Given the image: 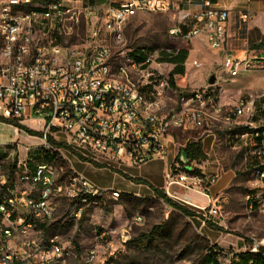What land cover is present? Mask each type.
<instances>
[{"label":"built area","instance_id":"built-area-1","mask_svg":"<svg viewBox=\"0 0 264 264\" xmlns=\"http://www.w3.org/2000/svg\"><path fill=\"white\" fill-rule=\"evenodd\" d=\"M67 1L0 0V119L20 121L34 114L43 121L45 139L63 131L64 143L75 152L127 167L166 157L175 130L195 128L209 133L216 125L230 130L241 126L247 129L244 136L251 131L254 138L261 139L251 154L264 158V130L252 120L259 103L264 111V90L224 104L219 100L221 86L216 83L188 90L174 88L169 62L158 51L139 49L143 57H133L125 49L114 52L111 42L124 41L133 17L169 11V0H108L106 8H85L86 18H99L80 44H69L64 38L66 22L81 13ZM203 5L186 30L174 26L169 33L191 40L205 32L210 48L220 50L230 10L216 7L213 0H203ZM251 17L249 12L239 14L242 24ZM252 52L241 56L227 52L224 73L264 72V49ZM193 64L201 66L198 61ZM172 91L176 105L169 108ZM61 148L48 144L51 152L63 155ZM176 172L174 178L167 176L171 179L164 187L168 194L198 208L203 224L219 217L218 198L206 194L209 187L202 192L209 198L205 207L193 203L188 195L170 193L172 184L186 186L190 178L187 172ZM65 173L63 167L41 161L32 171L18 173L13 181L0 165V264H67L70 251L61 240L54 236L43 241L36 232L38 225L55 216L57 199L65 197L73 203L67 220H77L88 203H98L108 195L120 197V190L98 186L73 166ZM253 176L254 192L247 196V208L264 212V163L255 167ZM217 179L218 175L208 177L211 183ZM142 220L141 215L134 218ZM98 238L104 243L88 247L77 264H117L113 240L105 232ZM100 248L105 256H100Z\"/></svg>","mask_w":264,"mask_h":264},{"label":"rangeland","instance_id":"rangeland-1","mask_svg":"<svg viewBox=\"0 0 264 264\" xmlns=\"http://www.w3.org/2000/svg\"><path fill=\"white\" fill-rule=\"evenodd\" d=\"M102 2L103 0H86L87 4ZM67 3L73 5L70 0ZM79 10L81 13L78 12L73 20L66 22L68 34L64 38L69 44L83 43L96 25L85 17L83 9L77 8ZM185 21L184 26L188 27L189 22L187 19ZM175 25L183 27L179 18L170 11L141 13L129 21L124 41L121 44L111 42L112 48L114 52L121 49L128 52L137 50L132 53L133 57H143L139 50L143 48L150 52L158 51L160 55L163 52L190 49L193 39L184 40L169 33ZM193 60L188 65L187 75L185 73L182 79L177 80L180 89H196L209 84L211 75L203 73L205 67L202 64L195 66ZM242 74L249 76L253 82H259V85L255 83L254 93L264 90L263 71ZM175 102L176 94L172 91L168 95V107H174ZM252 120L264 130V111L261 110L260 103ZM19 122L29 129L44 132L43 121L34 114ZM15 127L17 126L12 120L0 119V165L13 181L18 173L26 169L32 171L36 163L46 161L56 167H63L65 175L69 174L73 166L77 172L102 188L124 190H120L118 199L108 195L98 203H88L77 220H67L73 203L65 197L57 199L55 216L47 224L38 225L36 232L43 241L54 236L61 240L62 246L70 251L67 264H77L88 247L103 244L104 240L98 238L102 232L114 242L112 250L117 264H205V256L213 247L220 251L219 264H236V256L243 260L242 257L247 252L264 247V212L250 211L246 204L247 196L254 192L251 184L254 180L253 170L264 163V158L259 160L251 154L257 143L251 131L248 136L243 135L241 126L230 130L227 126L216 125L211 128V133L195 128L175 130L172 136L174 142L170 144L168 155L149 160L139 167L99 161L90 153L83 155L68 147L61 148L63 155L58 151L51 152L48 149L49 142L42 134L33 135L18 127L19 133L16 135ZM208 134L210 136L206 137ZM52 137L55 143H63L66 134L59 131ZM192 141L202 143L203 150L207 153L205 159L189 162L182 150ZM194 169L199 172L189 173ZM176 170L178 173L187 172L190 178L184 183L186 186L172 184L169 187L170 193L189 194L193 203L205 207L209 198L202 192L209 187L206 194L210 198H218L221 211L219 217H211L203 224L198 208L168 194L164 187L166 181L171 179L167 176L174 178ZM210 175H218L215 183L208 180ZM193 176L198 178L192 179ZM131 177H140L156 185L163 184L159 188L174 201L193 211L194 215L186 216L174 209L147 184L137 183ZM24 187L29 188L27 185ZM189 188L193 190L190 191ZM138 215L143 217L141 222L134 221ZM104 252L100 248V256H105Z\"/></svg>","mask_w":264,"mask_h":264},{"label":"crops","instance_id":"crops-1","mask_svg":"<svg viewBox=\"0 0 264 264\" xmlns=\"http://www.w3.org/2000/svg\"><path fill=\"white\" fill-rule=\"evenodd\" d=\"M70 1L73 3V7L81 9L92 7L106 8L109 4L108 0H103L100 4H87L86 0ZM169 1L171 4L169 11L176 18H179V22L183 24L182 28L184 30L188 28L184 26L186 24L185 20L187 19L190 25L193 20V15L204 7L203 0ZM213 3L216 7L230 10L231 14L223 47L220 50L213 49L212 51L207 42L206 34L201 33L198 37L193 39L192 47L188 49L189 55L184 63L185 73L187 75L188 65L191 64V59H194L193 62H200L205 67L203 73H207L209 76H212V74L217 75L215 83L221 86L219 100L224 104H234L243 94L253 93L256 86L255 83L257 82H253V79L251 80L249 76L243 75L242 72L237 76H230L224 73L222 69L224 55L230 52L234 55L241 56L244 53L252 54V51L264 49V46H257L258 44H264V0H213ZM241 12H249L252 14V17L243 24L239 19V14ZM98 18L99 16H91L90 19L92 24H95ZM207 46L209 49H207ZM168 66L170 69H173L175 65L169 63ZM257 84L259 85V82ZM209 133H211V131ZM208 136H210V134L206 135V137ZM170 144L171 143H169V147ZM152 184L156 187L163 185ZM137 186H141V184H137ZM117 190L124 191L123 189ZM189 190L192 191L193 189L189 188ZM188 196L191 195L188 194Z\"/></svg>","mask_w":264,"mask_h":264},{"label":"trees","instance_id":"trees-1","mask_svg":"<svg viewBox=\"0 0 264 264\" xmlns=\"http://www.w3.org/2000/svg\"><path fill=\"white\" fill-rule=\"evenodd\" d=\"M257 46L261 47V46H264V44H258ZM135 51H137V50L131 51V54ZM188 55H189V51H188V49H185V48L179 49V50L174 51V52H163L162 53V57H161L162 60L167 61L169 63H173L175 65L169 74L170 84L174 88H178L177 80H178V78L182 79L184 74H185L184 63L187 60ZM13 122L15 123V125L17 127L24 128L33 135L42 134V136H43V132H37V131H34L32 129H29L25 125H22L18 120H13ZM241 128H242L241 131L243 133L247 130L243 127H241ZM47 140L51 144L56 145L58 147L67 148V145L64 142L63 143H55L54 139L51 135H47ZM254 140L257 144L261 141L260 138H254ZM182 151L185 153L189 162L196 161V160L198 161V160L206 158V153L203 150V146H202V143L200 141L188 142ZM195 172H199L198 169L191 170L189 173L194 174ZM131 179L137 183L147 184L158 197L163 199L168 205H170L174 209L179 210L180 212H182L186 216H193L194 215L193 211H191L190 209H188L184 205L174 201L171 197H169L165 193V191L163 189H161L159 187H155L152 183H150L149 181H147L143 178H140V177H131ZM219 253H220L219 249H217L216 247H213L212 250L207 252V254L205 256V259H204L205 264H219V261H218ZM242 258H243V260L238 259V257L236 256V259L234 260L235 263L236 264H264V247H260V249L257 252H249V253L247 252Z\"/></svg>","mask_w":264,"mask_h":264},{"label":"water","instance_id":"water-1","mask_svg":"<svg viewBox=\"0 0 264 264\" xmlns=\"http://www.w3.org/2000/svg\"><path fill=\"white\" fill-rule=\"evenodd\" d=\"M216 82V76L215 75H212L209 79V83L210 84H214Z\"/></svg>","mask_w":264,"mask_h":264}]
</instances>
